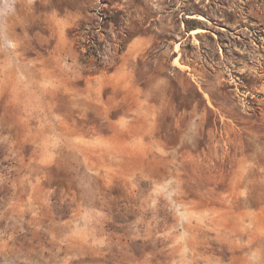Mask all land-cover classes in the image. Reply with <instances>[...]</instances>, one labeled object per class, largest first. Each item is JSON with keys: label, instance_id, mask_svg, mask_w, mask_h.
Masks as SVG:
<instances>
[{"label": "rangeland", "instance_id": "obj_1", "mask_svg": "<svg viewBox=\"0 0 264 264\" xmlns=\"http://www.w3.org/2000/svg\"><path fill=\"white\" fill-rule=\"evenodd\" d=\"M0 264H264V0H0Z\"/></svg>", "mask_w": 264, "mask_h": 264}, {"label": "bare ground", "instance_id": "obj_2", "mask_svg": "<svg viewBox=\"0 0 264 264\" xmlns=\"http://www.w3.org/2000/svg\"><path fill=\"white\" fill-rule=\"evenodd\" d=\"M201 19V18H200ZM201 32V30H197L196 33Z\"/></svg>", "mask_w": 264, "mask_h": 264}]
</instances>
